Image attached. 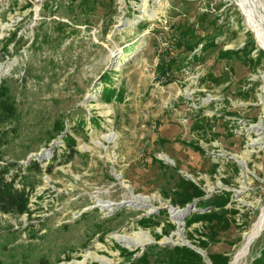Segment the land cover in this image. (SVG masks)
<instances>
[{"label":"rangeland","instance_id":"obj_1","mask_svg":"<svg viewBox=\"0 0 264 264\" xmlns=\"http://www.w3.org/2000/svg\"><path fill=\"white\" fill-rule=\"evenodd\" d=\"M175 37L196 43L197 59ZM212 37L216 45L203 49ZM248 41L251 56L262 51L253 70L243 54L219 56ZM173 59L175 80L165 83L158 66ZM263 72L238 0H0V80L16 106L0 121V164H19L34 185L28 213H0V261L61 264L86 254L83 264H128L156 241L198 248L206 264L208 252L228 255L229 264L264 206ZM104 83L121 97L101 99ZM29 161L42 171L26 170ZM179 178L205 198L230 194L228 226L203 249L196 239L206 222L180 217L202 211L199 198L173 204ZM132 195L146 199L138 207ZM151 214L158 225L138 222ZM137 231L150 237L137 247L112 237ZM258 233L239 264L264 247V224Z\"/></svg>","mask_w":264,"mask_h":264},{"label":"trees","instance_id":"obj_2","mask_svg":"<svg viewBox=\"0 0 264 264\" xmlns=\"http://www.w3.org/2000/svg\"><path fill=\"white\" fill-rule=\"evenodd\" d=\"M86 2L88 0H85ZM193 31L194 27H190ZM217 35H220L218 32ZM9 39V38H8ZM7 39V40H8ZM11 39V38H10ZM14 39V36L12 37ZM171 44L174 47H179L187 50L191 53L192 59H197L194 51L195 44H189L186 40H180L175 37L171 40ZM216 45L215 38L208 39L202 48L206 49L209 46ZM253 42H246L241 48L238 49H226L220 52V57H230L231 55L243 54V63L256 68L261 62L262 51L253 57L250 52L255 49ZM176 60H172L167 64H160L158 66V74L160 77L165 78V83H170L175 79L169 75L172 71L171 67L175 64ZM177 63V62H176ZM104 81H108L109 77L106 75L103 77ZM220 81L218 80V83ZM120 98L121 93L117 94L115 89L110 88L103 84L101 91V99L111 100V98ZM16 111L14 98L10 94L9 87L4 80H0V121H6L8 118L13 117ZM188 143V142H187ZM190 144V143H188ZM66 145L69 149V156L75 153L74 140L68 136L66 137ZM197 150L199 147L195 146ZM16 163L0 164V213H10L21 215L29 212L30 195L33 190V184H26L25 173L23 168ZM26 170L40 173L42 167L37 161H29L26 165ZM46 171L50 170V166L45 168ZM23 172V173H22ZM176 190L173 192V204L179 208H184L186 204L191 203L193 198H199L196 203V208L202 209V211H196L184 216L185 224L189 225L191 222L204 221L206 222V228L208 231L200 232L196 239V245L200 248H205L208 241L214 240L218 231L225 229L228 226V219L226 218L227 209L226 204L229 203V193L222 192L220 194H213L210 197H204V193L195 184L184 178H179L176 182ZM208 207V211L204 210ZM232 212L235 213V210ZM138 222L143 226L158 225L159 221L156 220V215L151 214L149 216L141 217ZM201 237H204L202 239ZM158 239V238H157ZM123 254L130 256L131 252L122 249ZM138 251V249L136 250ZM135 251V252H136ZM120 252V253H121ZM134 252V253H135ZM207 257L211 264H228L229 256L222 255L215 252H208ZM0 264H3L0 261ZM128 264H206L202 255L196 252L193 248L186 245H159L157 243L148 244L145 246L142 253L138 254L134 258H128ZM250 264H264V247L260 249L258 255L254 256Z\"/></svg>","mask_w":264,"mask_h":264},{"label":"bare ground","instance_id":"obj_3","mask_svg":"<svg viewBox=\"0 0 264 264\" xmlns=\"http://www.w3.org/2000/svg\"><path fill=\"white\" fill-rule=\"evenodd\" d=\"M241 8L243 9V14L245 15V18L248 23V27L251 28V30L254 33V37L258 43V45L262 48L264 51V9H263V2L262 0H238ZM129 57H124V59ZM260 79L262 80L261 90L262 94L264 96V72L260 75ZM264 99V98H263ZM260 128V127H259ZM258 129V128H257ZM258 132V131H257ZM260 134V133H259ZM106 139L114 140L113 134L109 133L104 136ZM95 144L102 147V143L99 141H95ZM234 159H236L242 166H243V158L233 155ZM131 203L135 204L139 207V202L145 201L144 196H131ZM141 200V201H138ZM179 214L178 212H175V215ZM264 224V206L261 209L258 217L256 220L251 224L250 228L243 233V239L241 244L238 246L236 252L234 253L231 261L229 264H239L240 261L243 259V257L246 255L249 246L252 242V240L255 238V236L258 234L260 229L262 228ZM178 234V233H177ZM112 237L121 242L125 247H137L144 244L145 241L149 240L150 237L147 234H143L142 231H137L133 233L132 235H126V234H112ZM87 257L85 254L83 257V260ZM101 260L104 263H110L109 260L103 259V258H97ZM83 260H71L67 263H61V264H83Z\"/></svg>","mask_w":264,"mask_h":264},{"label":"water","instance_id":"obj_4","mask_svg":"<svg viewBox=\"0 0 264 264\" xmlns=\"http://www.w3.org/2000/svg\"><path fill=\"white\" fill-rule=\"evenodd\" d=\"M262 2H263V9H264V0H262ZM189 205L191 206V204H188L187 207H188ZM177 212H179L180 214H182V212H184V209H182V210H180V211H177ZM186 215H187V214L180 215V217L183 218V217L186 216ZM259 234H260V233H258L256 236H259ZM154 242H156V241H154ZM154 242H153V241H149V242L145 243V245H143L142 247H140L141 250H140L139 254L142 253V251L144 250L145 246H147V244H151V243H154ZM156 243L161 244V242H156ZM186 245H187V246H190V245H188V244H186ZM190 247H191V246H190ZM191 248H193L196 252H198V253H200V254L202 255V253L200 252V250H199L198 248H194V247H191Z\"/></svg>","mask_w":264,"mask_h":264},{"label":"built area","instance_id":"obj_5","mask_svg":"<svg viewBox=\"0 0 264 264\" xmlns=\"http://www.w3.org/2000/svg\"><path fill=\"white\" fill-rule=\"evenodd\" d=\"M172 209H174V208H172ZM180 210H182V209H174V210H173V213H174V212H177V211H180ZM174 214H175V213H174Z\"/></svg>","mask_w":264,"mask_h":264}]
</instances>
